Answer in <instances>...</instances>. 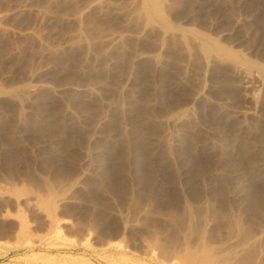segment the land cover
<instances>
[{
  "label": "rangeland",
  "instance_id": "374dc122",
  "mask_svg": "<svg viewBox=\"0 0 264 264\" xmlns=\"http://www.w3.org/2000/svg\"><path fill=\"white\" fill-rule=\"evenodd\" d=\"M159 1L0 0V264H264V0Z\"/></svg>",
  "mask_w": 264,
  "mask_h": 264
},
{
  "label": "bare ground",
  "instance_id": "6f19581e",
  "mask_svg": "<svg viewBox=\"0 0 264 264\" xmlns=\"http://www.w3.org/2000/svg\"><path fill=\"white\" fill-rule=\"evenodd\" d=\"M149 2H151L152 6H153V11H155V13L157 15H159L160 17H163V8H162V4L159 0H149ZM215 44V43H214ZM204 45V44H203ZM207 52H210V49H217L218 51H220V53L224 54L226 51L219 48V47H215L214 45H211L209 43H206L205 45ZM203 47V48H205ZM206 263V262H205Z\"/></svg>",
  "mask_w": 264,
  "mask_h": 264
}]
</instances>
